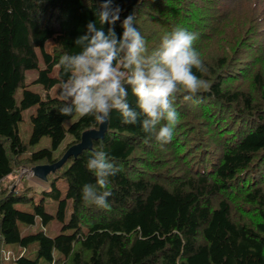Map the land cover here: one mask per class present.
Listing matches in <instances>:
<instances>
[{
    "label": "trees",
    "instance_id": "1",
    "mask_svg": "<svg viewBox=\"0 0 264 264\" xmlns=\"http://www.w3.org/2000/svg\"><path fill=\"white\" fill-rule=\"evenodd\" d=\"M102 2L0 0V264L4 244L35 245L34 258L19 253L13 264H264V0H113L117 35L134 13L149 50L177 27L197 33L193 47L207 71L193 72L208 88L190 101L177 93L179 118L166 145L113 111L102 137L48 173L46 188L35 195L24 182L12 185L21 164L52 163L82 130L97 128L92 116L63 124L72 116L59 114L56 84L67 78L60 57L80 51L74 41ZM30 70L39 91L27 87ZM25 111L27 142L17 132ZM42 137L49 147L32 150ZM100 150L119 169L107 209L82 199L84 185L95 184L86 162ZM26 203L29 210L16 207ZM36 217H54L55 235L21 233L19 224Z\"/></svg>",
    "mask_w": 264,
    "mask_h": 264
},
{
    "label": "clouds",
    "instance_id": "2",
    "mask_svg": "<svg viewBox=\"0 0 264 264\" xmlns=\"http://www.w3.org/2000/svg\"><path fill=\"white\" fill-rule=\"evenodd\" d=\"M120 12L113 0H103L97 19L88 22L86 32L74 41L80 51L60 57L57 68L67 78L62 77L56 84L57 99L62 102L59 114L92 116L104 125L116 111L123 124L135 125L139 121L143 132L154 135L163 146L172 141L179 118L173 106L177 93H183V99L190 101L208 88L207 81L193 72L194 68L207 71L193 47L199 37L177 27L165 32L159 45L149 50L136 27L134 13L121 21L122 32L117 35L114 25L120 20ZM105 24L109 26L107 31ZM129 93L134 97L135 108L129 103ZM86 168L95 184L84 185V203L107 209L112 195L109 178L118 173V167L108 153L100 150L88 159Z\"/></svg>",
    "mask_w": 264,
    "mask_h": 264
},
{
    "label": "rangeland",
    "instance_id": "3",
    "mask_svg": "<svg viewBox=\"0 0 264 264\" xmlns=\"http://www.w3.org/2000/svg\"><path fill=\"white\" fill-rule=\"evenodd\" d=\"M50 42L47 41L45 44L46 50H50ZM54 72V70H53ZM26 83L27 87L34 90V91H39V86L35 83L32 82V79L34 78V71H26ZM20 90H17L16 92V97L19 96ZM28 111L23 112L22 114V119L18 122L17 125V132L21 140L24 142H27L29 134H30V123H29V118H28ZM77 118V115H73L71 118L67 119L64 121V125L67 126L69 123L74 121ZM69 140V135L66 134L65 137L63 138L61 144L57 147L56 150L52 152L53 156H56L60 151L61 148L68 142ZM32 150H37L40 148H48L49 147V140L47 137H42L37 143L31 146ZM30 165L28 164H21V166L17 169L15 181L13 182V186L17 184V186H21L23 183L24 185L30 186L32 188L31 191L36 195V192H38L41 188H46L47 184L44 181H41L34 176H32L28 169ZM59 187H63L60 185V183L57 184ZM37 198V196H36ZM17 208L20 209H26L29 210V203L26 204H16ZM46 207V212L54 216L55 212V207L56 203L53 200H47L45 203ZM59 223L57 220L53 217V220L51 222L42 224L41 221L39 220L38 217L35 218V222L33 225H29L25 227L23 224H19V229L22 232L27 231V233H31L34 231L42 230L44 234L48 236H54L55 233L57 232L59 228ZM3 251H4V260L3 264H13V259L19 255V253H23L26 257L28 258H34L35 256V245H29L25 248H21L17 245L14 244H4L3 245Z\"/></svg>",
    "mask_w": 264,
    "mask_h": 264
},
{
    "label": "water",
    "instance_id": "4",
    "mask_svg": "<svg viewBox=\"0 0 264 264\" xmlns=\"http://www.w3.org/2000/svg\"><path fill=\"white\" fill-rule=\"evenodd\" d=\"M106 124L97 125V128H88L82 130L79 136V141L67 147V149L62 153V155L54 162L49 164H38L30 167V172L35 178L45 181L46 175L53 172L55 169L60 167V165L68 158H74L82 150H87L91 148V141L100 139L105 131Z\"/></svg>",
    "mask_w": 264,
    "mask_h": 264
},
{
    "label": "built area",
    "instance_id": "5",
    "mask_svg": "<svg viewBox=\"0 0 264 264\" xmlns=\"http://www.w3.org/2000/svg\"><path fill=\"white\" fill-rule=\"evenodd\" d=\"M28 171H29V173L31 174V172H30V168L28 169ZM32 175V174H31Z\"/></svg>",
    "mask_w": 264,
    "mask_h": 264
}]
</instances>
